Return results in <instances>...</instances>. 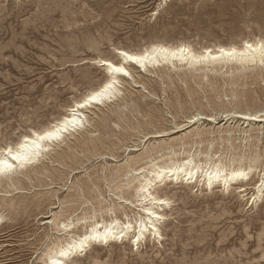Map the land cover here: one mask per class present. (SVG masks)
<instances>
[{
  "label": "rangeland",
  "instance_id": "1",
  "mask_svg": "<svg viewBox=\"0 0 264 264\" xmlns=\"http://www.w3.org/2000/svg\"><path fill=\"white\" fill-rule=\"evenodd\" d=\"M245 40L264 41V0H0V144L63 117L108 78L96 61L119 60L116 49L186 44L202 52ZM163 67H130L134 79H120L116 97L86 110L75 137L53 145L51 158L40 157L28 176L19 173L15 187L0 185V264H47L48 249L68 238L55 223L89 217L80 234L93 215L139 220L136 188L145 171L138 170L150 162L247 165L255 155L251 180L229 191L181 181L158 187L171 202L161 239L148 235L133 247L131 234L93 244L73 262L264 264V195L251 199L264 173V121L233 113L264 110V66Z\"/></svg>",
  "mask_w": 264,
  "mask_h": 264
},
{
  "label": "bare ground",
  "instance_id": "2",
  "mask_svg": "<svg viewBox=\"0 0 264 264\" xmlns=\"http://www.w3.org/2000/svg\"><path fill=\"white\" fill-rule=\"evenodd\" d=\"M165 1H168V0H165ZM259 42H264V41L259 40V41H256V42H252L250 40L249 41L248 40H245L242 44H240V46H236V45H233V44L231 46L230 45H227V46L226 45L225 46H217V48H215V49H211V48H207L206 49L205 48V50H203L202 52H200V51L197 52L194 49H192L191 46L186 45V44H178V45H175L174 44L175 46L174 45L173 46L172 45H167V44L166 45H164V44H153V45L149 46L148 48H146L143 52H134V51L133 52H130V51L123 50V49H116V54L118 55L121 51H126V52H128V53H130L132 55H142L145 52L153 53V50H155L153 59H151L148 62H144L143 65L137 64V63L132 62V61H128V62H126L124 64L125 70L128 72V75L127 76L132 77V79H134L133 78L134 75L131 73L130 67H132L133 70L138 69V70L144 71V72H151L150 71L151 70L150 68L156 69V68H159L161 66L168 67V68L169 67L170 68L171 67H178L179 65L182 66V67H187V68H198L199 66L200 67L201 66H204V67L207 68L209 66H212L213 69L215 70L216 69V66H222V67H224V66H227L228 64H235V67H236V65H239V67L238 68L236 67V69L244 68L246 66L248 67L250 65H255V66L256 65H260L259 63H256V64H244V63L232 62V61L227 60L226 58H220V59H215V60L211 59V57H213V56H219L221 49L230 50L232 48H235V49H237L239 51V50H241L243 48V46L246 43H253V44H255V43H259ZM180 49H185L186 51L184 53H180L179 52ZM172 53H176V57L175 58L173 57ZM193 55H195L196 57L206 56V57H208V59H205V60H203V61H201L199 63H196L192 59V56ZM181 56H183L184 58L181 59L180 58ZM118 57H119V55H118ZM104 60H108V59H100V60H98L96 62L98 63V65L100 67H102L105 70L107 76L109 77L110 76V73L107 70V66L105 64H102L101 63V61H104ZM119 60L122 61L123 58L122 57H119ZM108 61H111L113 63H117L118 60L117 61L108 60ZM164 67H163V69H164ZM248 68H250V67H248ZM220 70L222 71V69H220ZM169 71H170V69H169ZM216 71H218V70H216ZM138 73H139V71H138ZM157 73H159V72H157ZM152 75H154V73ZM127 76H123V74H118L117 75V77L115 78L116 79V83L113 85V88L110 90V94L109 95H106V97L102 100V102H99V103L93 102L88 107H86L84 109H77V111L80 113V117H79V122H78V124L76 125V127L74 129H71L70 128V130L67 133H64L63 134V138L60 139L59 141H53L51 144H48L47 142H45V145L43 146L45 150L39 151V155H34L32 157V162L31 163L25 164L23 167L18 168L14 173H12L10 175H2V176H0V185H4L5 184V185H7L9 187H15L14 181L15 180L18 181V179H16V176H18L19 173L22 174V175L23 174L24 175H27V173H25V172H27V169L28 168H32V170H36L37 163H39L41 161V158L40 157H44L45 158V157H48V156L50 157L51 156V148H52L53 145L60 144L61 142H64L67 135L73 136L74 133L79 132L80 129H82L83 127H85V122L88 121V119H87V117L85 115L86 110H88L89 108H92V107L93 108L94 107H97L99 105H105L110 100H112L113 97H116L117 94L120 93V89L118 88V85L121 83L120 82V79L125 78ZM172 78H173V76H172ZM135 80H133V81H135ZM107 82H108V78L99 87H97V88H95L93 90H90L80 101H76V102L74 101L73 105H71L67 109L66 114L64 113L65 115L63 117H61L60 119L54 121L53 123H51L48 127L44 128V129L50 128L52 125H55V124L61 122L65 117H67L69 115V113L71 112V109L74 108L76 106V104L81 103L83 101V99L87 98L89 95H92L95 91H98ZM121 91H122V89H121ZM249 103H250V100H249ZM246 106L248 107V105H246ZM242 108H244V107H242ZM249 109L250 108H248L247 110H244L243 112H233V113H236L239 118L246 119L245 117L247 115H250V114H257L258 115L259 113L264 112V110H256V109L255 110H249ZM200 115L203 116L204 113L203 114L199 113L196 116L198 117ZM193 116L191 115L190 117H193ZM97 117H98V115H97ZM209 117L210 116H208V118ZM201 118H203V117H201ZM191 119H194V117L191 118ZM210 119H211V117H210ZM215 120H216V118H215ZM246 120H248V122L249 121H264V120H251V119H246ZM96 124H97V122L95 123V125ZM220 132H223V131L220 130ZM157 133H162V132H157ZM199 134L200 133H195V135H199ZM25 136H28V135H25ZM25 136H23L20 139V141H22ZM73 137H75V136H73ZM154 139H155V137H154ZM67 141H70V140H67ZM67 141H66V143H67ZM77 141H78V139H77ZM79 142H81V141L79 140ZM87 142H89V141H87ZM227 142H229V140ZM89 145H91V144H89ZM68 146H69V144H68ZM66 147H67V145H66ZM84 148H86V147H84ZM208 150H209V148H208ZM59 152H61V151H58V153ZM64 152H62L63 155H64ZM66 154H67V152H66ZM244 155H245V153H244ZM57 159L63 160V157L62 156H59ZM185 161H189L190 163H187L186 164ZM51 162H53V161H51ZM258 162H259V160H258V157L256 155L254 157L250 158L249 163L247 165H244L242 163V160H240V161H238V164L237 165H234L233 162L231 164H229V165L224 164V163H221V162H218V163L211 162V163H207L204 166V165H202L200 163L194 162V160L192 158H188V159L182 160V161L175 160V161H172L170 163H164L162 165H159L158 163H156V161L150 162L149 167L141 168L140 170H138L139 172L145 171V172L141 173L140 177L142 176V178L139 181L140 182V185L136 188L137 193H138V197L140 198V200L138 202H140V204H141L140 206L143 207L144 206L143 197L146 194H151L152 196H155L156 199H163L164 201H166V203H164V204H158L157 203V204H149L148 205L149 208L154 211V216L151 219L153 221H155V223H154V225L152 227L147 228V231H145L143 234H141V239L138 242H136V243H133V241L135 240V235H134L133 241H132V246L133 247H138L139 244L141 243V241L144 240V239H146V237L148 235L151 236V237H154L156 239H161L162 238V235H161V232H160V229H159L158 225L160 224V222L162 220H165V215L162 214V213L166 209H168L170 207L171 202L168 199L162 198V197H160L158 195V190H157L158 187H160L162 185H166V183H168L170 181L171 182L181 181V182H186L187 184H198V185H202V186L206 187L207 189H209V191H210V189L213 190V188H214L215 185H220V188H223L224 191H229L233 187V185H236V184H239V183H242V182L250 181L252 175L257 170V167H258L257 166V163ZM177 166L179 168H182L183 171H179V170H177V171H169V169L177 168ZM218 168L220 170L219 178H217V169ZM249 169H252V171H248ZM233 170H235V171H241L242 170V171L248 172V178L247 179H244V178L237 177V178H233V179H228V177L231 175V173H232ZM154 172H157V173L163 172L164 173L163 178L161 179V178H159L157 176L152 175ZM263 172H264V169H263ZM169 176H171V179L168 178ZM226 179H227V183H225V180ZM261 179H264V173H263ZM126 187H127V185H126ZM141 189H145V191H141ZM238 189H239V191H241V193H246L248 191V188H246V186H240ZM255 194H253L254 196H251V199H253V202L254 203H256L257 201L261 200L262 197H263V195H264V192H261L260 191V183L256 187V193ZM128 202H129V200H128ZM129 203L130 204H133L132 201H130ZM7 208H9V207H7ZM110 210H112V209H110ZM110 210L108 209L107 212H110ZM157 216H159L160 219L157 220L156 219ZM87 218L89 219V217H83V218H78L76 221L55 223V226H56L57 230L63 232L65 235H68V238L65 241H62V242L59 241V242H57L56 244H54L53 247H51V248L48 249V252L45 255L47 264H51L52 259H55V258H59V259L63 260L64 261V264H74L73 260L75 258H77V256L81 255V252H80V248L81 247H83V249H84L83 250V253H85V252H87V250L89 248H91V246L93 244L94 245L104 246V245H107V244H109L111 242H114V241H116V242L124 241L125 239H127L132 234V232L129 231L128 229H124L123 228L124 223H126V222H132L129 219L126 222H121L116 217L115 219H112L110 221H106L104 219H102V220L99 221V220L96 219V215H93V217H91V219L93 218L94 221L91 222V224L86 228L85 231L81 232L80 234H78V232H75V230L78 229V226L81 225L83 221L84 222H87L86 221ZM146 218H147L146 212H143V215H140L139 220H136V222L139 223L140 220H143V219H146ZM4 219L5 218L2 215H0V224L3 222ZM106 230L110 231L113 236H115L119 231L123 230L124 235H123L122 238H109L108 241H107V243H104L103 241H98V240L90 239V237L94 236L96 233L103 234ZM137 234H140V233H137ZM81 242H83V244H81ZM61 251L67 252L68 255L63 256V257L59 256V253Z\"/></svg>",
  "mask_w": 264,
  "mask_h": 264
},
{
  "label": "snow or ice",
  "instance_id": "3",
  "mask_svg": "<svg viewBox=\"0 0 264 264\" xmlns=\"http://www.w3.org/2000/svg\"><path fill=\"white\" fill-rule=\"evenodd\" d=\"M185 49H180V53H184ZM154 52L149 53L145 52L142 55H132L126 51H121L118 55L122 57L123 60H118L117 63H113L108 60L101 61L102 64L107 66V70L110 73L108 77V82L105 83L98 91H95L92 95H89L87 98L83 99L81 103L76 104L74 108L71 109V112L67 117H65L61 122L52 125L47 129H37L32 131L30 135L25 136L22 141H19L15 144H0V176L2 175H10L14 173L18 168L23 167L25 164L32 162V157L34 155H39V151L45 150L44 145L45 142L51 144L53 141H59L63 138V134L67 133L70 128L74 129L79 122L80 113L77 109H84L88 107L91 103L102 102V100L106 97V95L110 94V90L113 88V85L116 83V77L118 74H123V76H127L128 72L125 70L124 64L128 61L135 62L137 64L143 65L144 62H148L154 57ZM173 57H176V53H172ZM181 59L184 57L181 56ZM226 58L229 61L244 63V64H256L259 63L261 66H264V42L259 43H246L241 50H237L232 48L230 50H220L219 56H213L211 59H220ZM194 62L199 63L205 59H208L206 56L196 57L192 56ZM199 117H197L198 119ZM246 119L251 120H264V112L257 114H250L245 117ZM185 163H190L189 161H185ZM183 171L182 168H173L169 169V171ZM248 171H252L249 169ZM152 175L157 176L159 178H163V172H154ZM220 170L217 169V178H219ZM248 178V172L245 171H235L233 170L228 179L233 178ZM171 179V176L168 177ZM227 183V179L225 180ZM141 191H145V189H141ZM260 191L264 192V179L260 180ZM139 199V197H138ZM144 206L141 208L142 212H146L147 218L140 220L139 223L136 221L126 222L123 225L124 229H128L135 235V240L133 243L138 242L141 239V234L147 231V228L152 227L155 223L151 218L154 216V211L149 208V204H164L166 201L163 199H156L155 196L151 194H146L143 197ZM136 207V204L132 205ZM127 220L128 218H122ZM156 219H160L159 216ZM140 233V234H137ZM124 235L123 230L119 231L115 236L111 234L110 231L106 230L103 234L96 233L94 236L90 237V239L103 241L107 243L109 238H122ZM83 244V242H81ZM83 247L80 248L81 254L83 253ZM68 255L67 252L61 251L59 256L63 257ZM51 264H64V261L55 258L52 259Z\"/></svg>",
  "mask_w": 264,
  "mask_h": 264
}]
</instances>
